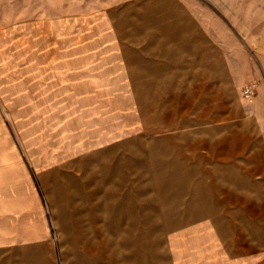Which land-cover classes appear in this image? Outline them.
<instances>
[{
    "label": "rangeland",
    "instance_id": "obj_1",
    "mask_svg": "<svg viewBox=\"0 0 264 264\" xmlns=\"http://www.w3.org/2000/svg\"><path fill=\"white\" fill-rule=\"evenodd\" d=\"M148 1L0 0V264H191L208 224L264 259V0H177L192 43Z\"/></svg>",
    "mask_w": 264,
    "mask_h": 264
},
{
    "label": "crops",
    "instance_id": "obj_2",
    "mask_svg": "<svg viewBox=\"0 0 264 264\" xmlns=\"http://www.w3.org/2000/svg\"><path fill=\"white\" fill-rule=\"evenodd\" d=\"M148 2L151 4L148 7H150V9L153 11V16L151 17V26L155 31H159L160 33H162V35L160 34V37L159 34H157L155 40H159L158 38L161 37L166 38L165 36H168L165 40L167 43H170L171 41H177L178 43L186 41L188 43H192L190 37H187L185 35L186 32L191 31L192 24L189 21V17L187 15H183L180 12L181 6L178 4L177 0H149ZM168 31H172L171 34H167ZM186 116L187 113L181 114V118H185ZM180 126L184 127L185 123ZM170 139L176 140V137L163 135L156 138H149L147 139V143L162 144L165 140ZM167 151H157L159 155H157L156 152L154 153L152 151V159L154 160V163L152 164L151 169L155 174L159 176L167 172L175 171L179 169V167H181L180 164H176L177 162L170 160L168 162V159L164 156H173V154H175L176 157L180 156V159L185 162L189 161L190 159L188 156H185L182 153L170 152V154H168L169 149ZM116 171H114L115 173L113 172L111 175L103 174V177L107 178V180L111 183V181L117 177L119 171ZM129 181L131 182V179ZM101 208L104 209L105 207L102 205ZM125 217L126 220H128L130 216L128 214ZM112 225H114L115 230H113L116 231L117 238L132 237L134 239L136 236L149 238L151 235V226L149 227L147 223H144L140 229L138 228L140 230L138 235L133 234V230H135V227L132 223L128 224L127 222L126 226H123L118 223V220H116V223ZM121 233H124V236H121ZM191 233L196 234L195 236L192 235L194 236V238H192L190 246L191 264H264L263 256L260 255V253L262 252V243H259L258 245H250L248 243L246 244L243 243L241 237L238 236V238H234V240H232V243L230 244L231 248H229L228 245L226 246L223 243L222 245L220 244V240L210 229L209 224L206 226L203 225L201 228H197L193 232L191 231ZM179 245V247L181 248V243ZM185 254L186 251L184 252L182 248L176 251V255L179 259L178 264L184 263L183 256ZM193 258H196V261H193Z\"/></svg>",
    "mask_w": 264,
    "mask_h": 264
},
{
    "label": "built area",
    "instance_id": "obj_3",
    "mask_svg": "<svg viewBox=\"0 0 264 264\" xmlns=\"http://www.w3.org/2000/svg\"><path fill=\"white\" fill-rule=\"evenodd\" d=\"M245 93H246V95L249 97L250 90H249V89H246Z\"/></svg>",
    "mask_w": 264,
    "mask_h": 264
}]
</instances>
